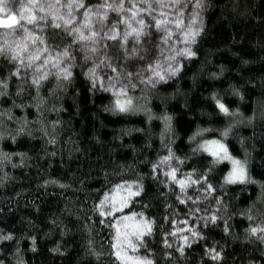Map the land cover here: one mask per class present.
I'll return each instance as SVG.
<instances>
[{
  "label": "trees",
  "instance_id": "1",
  "mask_svg": "<svg viewBox=\"0 0 264 264\" xmlns=\"http://www.w3.org/2000/svg\"><path fill=\"white\" fill-rule=\"evenodd\" d=\"M66 2L36 0L38 7L33 0L0 3V16L45 17L36 25L25 24L43 44L22 40L28 35L23 31L17 35L0 27V46L10 49L0 55V80L6 84L0 90V236L12 237L0 239V264H121L114 250L115 216L99 223L104 217L98 205L124 183L141 191L123 213H143L152 228L132 252L136 257L151 264H264V240L249 233L250 227L264 226V0H205L195 43H183L184 32L173 24L169 44H161L154 24L163 19L161 12L175 19L170 0H164L163 8L153 0H125L126 10L108 9L104 21L103 32L116 25L111 34L118 33L117 39L96 37L95 46L103 47L87 62L81 49L92 47L91 40L74 43L76 37L65 28L49 25L53 15L67 19L71 11L72 26L90 35L83 25L98 27L92 10L105 0H83L85 8L71 10L63 6ZM132 11L145 21L148 33L142 39L143 60L125 59L134 37L124 45L130 29L117 22L123 18L139 29L137 20L130 19ZM191 11V4L183 9L185 26ZM17 44L21 49L27 45L28 51ZM185 48L195 55L176 56L181 70L175 76L148 82L152 73L142 69L162 63V51L176 55ZM65 49L75 57L68 80L58 79L59 69L52 67ZM17 51L19 58L11 61ZM35 55L41 59L28 67L27 58ZM105 58L112 67H122L118 72L97 69L102 83L106 75L116 82L133 73L130 112L115 110L114 89L104 91L101 82L92 87L88 70ZM17 68L19 75H12ZM38 68L48 74L40 86L32 83ZM217 101L229 114L220 112ZM213 140L245 165L249 182L225 183L229 161L214 163L207 152L193 151ZM169 150L175 158L154 172ZM173 167L186 184L189 174L192 180L207 176L215 192L205 194L202 183L181 192L165 175ZM213 214L220 217L216 223L208 219ZM210 248L220 251L219 260L206 255Z\"/></svg>",
  "mask_w": 264,
  "mask_h": 264
},
{
  "label": "snow or ice",
  "instance_id": "2",
  "mask_svg": "<svg viewBox=\"0 0 264 264\" xmlns=\"http://www.w3.org/2000/svg\"><path fill=\"white\" fill-rule=\"evenodd\" d=\"M18 2V0H8L9 4H13ZM61 0H56V4L59 5ZM131 2V0H129ZM142 3L146 2V0H141ZM0 3H4V0H0ZM125 0H116L115 4L108 3V0H105V3L99 6V9H93L92 11L97 13V25L96 28H90V23L86 22L84 23V28H89L90 35H85L83 31H81L80 28L73 27V19H72V12L69 11L68 18L64 19L62 16H52L50 27L55 29L65 28L68 32V35L75 36L76 39L73 41L76 42H82V41H88L91 40L93 46L88 47L85 45L81 51L85 53L84 60L87 62L89 59H91L94 55H98L101 52V48L103 47H96L99 43V41L96 39V37H100V40H103L105 38L107 39H117L118 33L113 35L111 33L116 32V25H112V27L109 29V32H103L104 28V21L107 20V10L110 9L112 11H125L124 8ZM153 3L159 4L161 8L165 7L164 0H153ZM189 4L192 6V11L188 14V25L185 26L184 24V13L183 9L187 7ZM33 7H38L36 0H33ZM64 7H67L68 9H79V8H85V5L83 4V0H67V2L63 5ZM152 5L149 4V7ZM169 7L175 8V19H169L168 14L165 12H161L160 15L163 17V19H157L155 20L154 27L157 29L158 32L161 33L160 42L161 44H169L171 41V38L173 36V32L169 25L175 26V28L180 29L184 32V39L183 43H195L196 36L200 33V26L198 25V21L202 24V12L204 8L206 7L205 0H170L169 4L167 5ZM132 9H136L137 5L135 3L131 4ZM40 10H43L40 8ZM90 13L87 9H85V16L88 17ZM138 13L137 11H132L131 13V20H137ZM45 17H39L35 14H29L24 15L20 14L19 19H16V17H10V21H4L0 20V26L6 28V29H12L16 32L17 35H20V32L23 31L24 33H27V36L22 37V40L31 39L33 43H35L37 40L41 44L45 43L43 39H41L39 36L34 35L31 33V30L25 26L27 25H36L40 20H44ZM57 20H62L63 23H58ZM117 23L120 24H126V26L130 29V31L126 32L124 34V41L123 44L127 45L128 43V37H134V40L132 41V47L130 49H126V55L125 59H139L143 60L145 58V49L142 44V39L146 38L148 33H145L143 30V26L145 24V21L143 19L137 20V23L141 25V27L138 29L136 27H133L131 23H129L125 19H121ZM17 49H20L21 51L27 52L28 48L27 45H25L22 49L20 48V44H17ZM10 49L7 46H0V55H6ZM15 51V50H13ZM195 55V53L190 48H185L183 51L177 50L176 55H165L164 52H161V60L162 63H149L147 69H142L141 71H147L151 72L152 75L147 77V80L149 83L155 85L159 81H164L166 76H175L181 69L178 66V61L176 60V56H183L186 58H191ZM19 58V52L17 51L15 55H11L9 59L11 61H16ZM28 67H31V64L35 60H40V55L35 56H29L28 58ZM75 59L74 56H72L69 52V50L65 49L63 52H60L57 54V56L52 61V67L58 68V76L57 78H62L64 80L70 79L72 76V72L70 70L71 62ZM107 58L104 60H100L99 63L96 64L95 67L89 68L87 75L89 76L92 87L96 88L98 82H101V76L97 72V69L101 67H111V70L113 72H118L122 66H116L112 67L110 64L106 63ZM49 61L46 59L44 61V65H46ZM20 63L24 65V60H20ZM67 64L69 67H65L64 65ZM43 66V65H42ZM158 69H162L158 70ZM37 74L35 78L33 79L32 83L36 86H40L42 81L48 78L47 73L41 72V70L38 68L36 70ZM12 75H19V68L15 72L12 73ZM139 75V73H137ZM133 73L128 72L127 76L124 78L123 81L117 80L116 82H113V77L111 76H105L104 80L106 83L101 82V86L103 87L104 91H109L110 89H114V96L116 97L114 100L115 110L120 113H127L134 109V103L131 97L128 96V91L135 87L133 83H130V80L133 79ZM6 84L3 80H0V90L5 87ZM217 107L220 110V112L224 114H229L228 108L225 107L223 103H220L217 101ZM165 119H169L168 117H165ZM226 136L227 133H224ZM194 152L197 151H204L207 152L210 156L213 157V162H220L222 160H229L231 161L233 168L232 171L225 177V183L227 184H235V183H246L249 182V179L247 177L246 168L244 167L243 163L237 159H234L228 154V149L219 141H205L202 145H199L197 149H193ZM174 154L169 150V153L167 156H164L161 161L154 165L153 171L157 172L160 170L161 165H166L168 162L172 159H174ZM178 159V158H176ZM182 163V161H180ZM177 171L178 169L173 167L170 172H165V175L172 180L173 182L177 183L180 186L181 192H184L186 187L191 186L192 184H206L207 186L204 188L205 194L215 192V187L208 183V177L204 176L202 178H197L196 180H192L191 174L188 175L187 181L188 183H185L184 179H177ZM211 171V169H209ZM55 183V181H53ZM115 191H127L128 195L126 197H122L119 201V204L122 205V207H118V203L112 198V192ZM140 189L137 188L136 190H133L132 185L124 183V184H118L114 186V189L112 192H109L105 194L104 200L101 201L100 205H98V208L100 210V215L104 217V219L100 220L99 223L105 224L108 217H113L114 213L119 211L123 212V208L128 206L129 201L132 197H137L140 195ZM191 199V197H189ZM184 201L181 200V203ZM219 211V210H217ZM117 219L120 220L121 224L127 231L124 232V238L127 240L128 245L131 247L132 251L138 250V244L142 245L144 242V237L146 235H150L152 228H151V222L149 220H146L143 216V213H133L131 216L128 214H124L122 217H118ZM211 223H216L220 217L216 214L211 215L208 217ZM251 220L252 217H249ZM130 222V223H127ZM109 227H111V224H108ZM227 231V226L226 229ZM249 233L251 236L258 237L260 240H264V226H253L250 227ZM176 233H170V235H175ZM121 235V229L120 227L116 228V239L119 240ZM193 235H198V233L193 232ZM11 236H0V239H11ZM185 241L187 242V237H184ZM166 245L168 247H171L170 244ZM114 247L117 248V251L115 253L117 259H120V252L118 249V246ZM183 252V248L178 249ZM206 255L210 257L213 261H217L221 258L220 251H218L216 248H210L206 249ZM147 264H151L150 261L147 262Z\"/></svg>",
  "mask_w": 264,
  "mask_h": 264
},
{
  "label": "rangeland",
  "instance_id": "3",
  "mask_svg": "<svg viewBox=\"0 0 264 264\" xmlns=\"http://www.w3.org/2000/svg\"><path fill=\"white\" fill-rule=\"evenodd\" d=\"M13 16L16 17V15H14V14L7 15V16H0V20L10 21V17H13ZM16 19H17V17H16ZM0 27H2V26H0ZM229 163H230V170H229V173H230L232 171L233 165H232L231 161H229ZM244 167H245V165H244ZM127 195H128L127 191L112 192V198L118 203V207H122V205L119 204V201L121 200L122 197H126ZM124 214L125 213L119 212V211L114 213V216H115V222H114L115 237H116V228L120 227V229H121L120 239L119 240H117L116 238L114 239V245L118 246V249L120 252L121 264H147V262H148L147 260H144L142 258H139V257H136L135 255H133V253H132L133 251H132L131 247L128 245L127 240L124 238V232L127 231V229H125L123 227V225L121 224L120 220L117 219L118 217H122ZM128 215L131 216L132 214H128ZM127 223H130V222H127ZM114 250L116 253L117 248L114 247Z\"/></svg>",
  "mask_w": 264,
  "mask_h": 264
}]
</instances>
